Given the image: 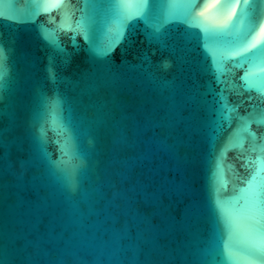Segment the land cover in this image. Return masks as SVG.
Masks as SVG:
<instances>
[{"label": "water", "instance_id": "water-1", "mask_svg": "<svg viewBox=\"0 0 264 264\" xmlns=\"http://www.w3.org/2000/svg\"><path fill=\"white\" fill-rule=\"evenodd\" d=\"M72 3L74 15L47 0H0L8 264H248L218 208L244 203L237 173L264 189V53L242 67L222 53L253 26L264 40V0L238 8L216 36L203 30L224 23L216 0L195 11L190 0ZM104 97L135 117L128 195L116 204L97 171ZM241 154L256 162L242 168Z\"/></svg>", "mask_w": 264, "mask_h": 264}, {"label": "snow or ice", "instance_id": "snow-or-ice-1", "mask_svg": "<svg viewBox=\"0 0 264 264\" xmlns=\"http://www.w3.org/2000/svg\"><path fill=\"white\" fill-rule=\"evenodd\" d=\"M47 2L51 3L53 8L61 7L69 15H74V12L71 11L74 8L72 0H47ZM144 2L147 3V0H144ZM207 3L208 0H190L187 7L195 11ZM216 3L219 5L218 14L225 18L224 23L203 29L205 33L213 36L229 32L233 26V18L237 16L236 10L249 6L250 0H216ZM44 11L50 12V9L46 6ZM63 14L64 12L61 13L62 16ZM200 15L203 16L204 12L201 11ZM49 22L54 23L55 17L50 16ZM259 23L260 31L264 33V21ZM61 30H64L62 25ZM254 33L255 28L253 26L249 28L244 38L230 42L225 46L222 53L224 58L234 62L239 60L241 63L235 66L242 67L243 62H247L249 59V54L256 56L264 53V40L256 39ZM116 42H118V38ZM105 55H108V53H105ZM5 61L6 53L3 47L0 46V72H3ZM248 75L249 73L246 72L245 76L240 77V79L247 81ZM4 87H6V81L0 80V89ZM238 94L242 95V93ZM252 101L253 97L248 96L249 107L253 108V110L260 107L259 103L254 104ZM243 103L245 101L242 100L241 104ZM100 106L102 116L99 120V125L101 131L108 138L107 150L101 154L97 163V171L100 173V190L105 195L110 192L112 196L110 202L116 204V201L126 198L128 195L127 189L123 186L129 183V177L126 173L132 167V161L128 154L134 153L137 147V138L131 135L132 122L135 117L115 98L108 99L104 97L100 102ZM252 135L255 139L256 134L253 133ZM261 139H264V133H261ZM255 150V147H253L252 151ZM238 159L244 161L241 164L242 168L250 167L251 164L256 162L243 154ZM258 159L259 157H257ZM105 171L107 175L104 174ZM147 178L154 179L151 176ZM236 179L238 181V192L240 193L236 200L239 202L242 199L244 203L238 208L233 206L232 210L227 212L222 208H218V212L228 230L229 240L239 238V251L242 257L248 261V264H264V189L254 183L255 176L248 179L237 173ZM239 185H244L245 187H239ZM227 199L232 200L233 197H228ZM224 250L228 255V259H233L228 243H225ZM0 264H8V258L2 242H0Z\"/></svg>", "mask_w": 264, "mask_h": 264}]
</instances>
